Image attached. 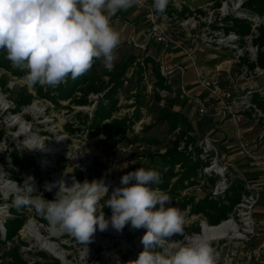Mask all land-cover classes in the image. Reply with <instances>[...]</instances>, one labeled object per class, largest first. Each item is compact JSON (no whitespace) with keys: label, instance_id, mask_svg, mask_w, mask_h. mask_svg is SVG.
Segmentation results:
<instances>
[{"label":"rangeland","instance_id":"1","mask_svg":"<svg viewBox=\"0 0 264 264\" xmlns=\"http://www.w3.org/2000/svg\"><path fill=\"white\" fill-rule=\"evenodd\" d=\"M204 2L206 1L169 0L170 5L183 3L185 5L192 6V3L203 4ZM119 15H121V20H119V22L117 20H111L113 28L121 35V44L115 52L117 58L114 62V66L124 60L128 55H132L135 57V60L141 61L142 56H151L159 63H161L162 58V63L168 68L178 65L183 67L185 73L182 78L173 74L170 80L165 79L166 85L169 87L168 92L158 90L157 92L161 95V97L164 95L165 97L174 99L173 110L176 111L177 108L178 111L186 118L192 130L195 132L196 137L206 134L210 139L217 141L216 143H213L215 150H212L211 153H217L218 166L215 168V171L218 172V168L222 166L224 162H228L219 139H222V137L225 136V140L227 141L225 142L224 140L223 142H225L226 145L234 143L237 146L240 141L239 137L245 136V130H237L238 123L236 124L232 121H222L219 117L209 115L205 118H200L197 115V105L195 101L190 98L193 95L197 96V94H201V96L203 95V98H206L207 93L201 88L196 89L195 91L193 90L194 82L197 80L196 69L191 62L185 59L180 47H175L172 45V42H168V39L165 38L162 27L151 25L148 19L149 13L143 12L138 14L129 8L125 11V13H120ZM144 16H147L146 22H142L140 20ZM135 19H138L139 21H137L134 29H131V27H133L131 24ZM124 25H126V27H124ZM185 33H187L185 30L174 27L169 35L176 40L182 39L186 42ZM140 34L141 39L139 38ZM150 34L152 35L150 36ZM157 36L165 38V42L157 43ZM132 39L135 42V45L131 41ZM127 40L128 45L126 43ZM139 47H146L149 56L145 55L146 48L144 50V48ZM165 47L166 52L162 55V49ZM229 58L230 57L224 55L220 51L207 49L199 56L198 66L202 69V73L207 76H212L216 72L219 73L220 85L223 88H228L230 83L226 77L225 69L227 67L226 62ZM97 62L98 63L94 64L97 70L100 72L104 71L105 67L101 60H98ZM16 68L19 71L24 72L23 76L19 78L6 76L7 88L10 90V93H3L0 91V133L2 134L0 138L1 221L7 220L11 217L9 209L16 208L13 204L16 195L15 191L4 187L8 181L13 183L15 179V176L10 171L15 169V167L11 166L8 156V153L13 150L18 151V153H26L33 158V161L36 163L38 171L40 172L39 177L41 178V182H35L37 193L42 194L46 200H53L56 192L58 191V188L56 187H54L51 191H46V183H52L54 180L59 181L61 179L68 182L76 181L69 177H75L76 173L79 171L82 172L83 178H86L89 182L92 180H103L108 177L120 182L121 177L128 172L135 171L140 167L146 169L150 161L155 163L157 166L163 167L158 160V155L163 152L160 150V146L147 144L146 142L158 141L163 146L167 144L171 136V134L168 133L165 124H154L157 113V107L155 106L156 100H153V104L150 107L140 110L139 114L137 113L138 121L132 130L133 138L131 137V144H128L126 140H123L116 147L110 148L108 140L103 132H100L97 136H89L86 130L80 126L79 123H77L78 120H75L73 113L67 112L62 108H51L43 100H34L29 106L22 108L18 113L12 114L11 111L14 108L13 99L15 95H17L23 87H27L28 91L32 93L31 86L25 79L27 70L18 67ZM135 68L136 66L133 65L132 68H129L125 74L128 77L131 75L132 79L129 84H123L129 91L126 92L123 90V94L121 93V96H119V106L121 109L118 113L119 117L128 116L133 119V115H135L136 112L133 108L128 107L136 104L135 101L130 100L129 97L135 93H139L142 86L146 88V91L147 89H150V92L154 86L153 78L147 80L146 77L142 86L140 82L134 80V76H136ZM260 82L264 84V78L257 82L261 86ZM182 88L185 93L188 94V98L181 93ZM92 100L96 101V98H92ZM254 102H256V99ZM160 103H163V101ZM61 105L64 106L65 103L62 102ZM80 111L90 114L91 108L86 107L82 110H78L77 112ZM68 124L73 125L72 128L75 130L73 134H69L67 132L66 125ZM148 125L153 126L150 130L145 131L144 128ZM248 126L250 127L251 125ZM251 128L252 138L248 140L253 141L247 144L253 147L258 144V148H256L253 153H261V156H264V141L258 139L260 127L251 126ZM32 140V146L34 145L35 140H41L44 147H51L57 141H63V148L61 152H59L62 154L56 159L54 156L52 158L51 156L48 157L46 155H40L39 153L33 151L32 146H29L28 142ZM114 153H122L123 157L115 165L109 166L110 161L115 160ZM239 159H241L240 161H237V163L240 164L239 169L242 168L245 170L243 166L246 167L248 164L255 166L256 164V160H252L250 158L242 157ZM230 171L232 174V178L230 177L231 181L241 180L237 177L238 173L235 168ZM225 179L229 180L227 178ZM24 180L25 179L20 181L19 184L21 186ZM14 190H16V188H14ZM185 195H191L196 199L195 202H197L200 198L204 199L208 197L207 195L201 194V192L197 189L189 190ZM260 195L261 198L258 205L259 207L257 206L256 208H259V210L262 211L260 219V222L262 223L264 222V190L260 192ZM108 197L110 196L105 197L101 201L105 202ZM11 198L13 201L10 200ZM165 206H175V203L171 201ZM157 207L159 206L157 205ZM182 213L185 217L184 231L186 233L198 232L199 224L202 221L199 216L191 215L188 208ZM23 216L25 217V221L15 236H13L10 240H7L6 238L3 240V237L0 236V264H10L12 262L10 259V253L13 249H18L24 259L28 257H37L29 254V252L28 254H24L27 253L26 251L28 250H31V252H38L41 250L39 243L35 241L36 238L31 234V232H28L29 230H32L33 233L40 232L43 239H55L58 244L64 243L68 245L65 246V248L70 256V264H131V261L137 259L139 253L144 249L141 239L145 234L146 229L138 231L139 229H133L129 224L125 226L122 232L116 231L115 233H103L101 240H103L104 243H101L99 248L96 250V258L94 259L93 255L90 260H82V251L78 250L77 246L73 243L75 239H70V235H68V233L60 232L50 227L48 223L49 221L44 216L38 214L31 207H26L24 209ZM105 217L109 218L107 216ZM41 219H45L47 224L43 223ZM254 224L255 226L258 225V221L256 219H254ZM259 227L261 226H258V228ZM55 234H63V237L55 238ZM85 246L92 245L87 243ZM230 247L232 255L230 256L229 264H256V260L258 259L256 258L258 256L256 252L258 248L257 243L254 245L249 244L243 248L242 245L238 247L237 241L234 239L231 241ZM3 256L5 257L4 259ZM47 256L53 258L50 255Z\"/></svg>","mask_w":264,"mask_h":264},{"label":"clouds","instance_id":"2","mask_svg":"<svg viewBox=\"0 0 264 264\" xmlns=\"http://www.w3.org/2000/svg\"><path fill=\"white\" fill-rule=\"evenodd\" d=\"M140 0H0V50L13 66L26 69L28 84L58 87L70 76L86 74L95 60L112 71L120 33L111 18L127 11ZM169 0H153L155 12L163 14ZM16 185L14 206L31 207L44 216L52 228L72 235L81 243L92 241L97 229L111 226L122 232L126 225L146 229L143 251L131 264H217L210 240L184 235L185 217L171 197L152 185L162 183L160 173L140 167L121 177L104 204L109 187L101 180H85L67 186L63 179L45 184L58 188L53 200L37 193L34 178ZM157 205L159 207H157ZM111 209L105 217L103 208ZM179 234L182 241L167 238ZM152 249H159L153 251Z\"/></svg>","mask_w":264,"mask_h":264},{"label":"trees","instance_id":"3","mask_svg":"<svg viewBox=\"0 0 264 264\" xmlns=\"http://www.w3.org/2000/svg\"><path fill=\"white\" fill-rule=\"evenodd\" d=\"M203 4L212 2L214 7H219L223 0H205ZM192 6L182 4L180 11L167 8L169 13H175L179 19L190 17L194 12H200L198 7L203 4L192 3ZM245 9L251 14H256L264 18V0H249L245 4ZM249 22L245 19L227 17L220 26H213L214 28L222 29L226 33H236L244 35L249 31ZM258 37L254 40V44L259 48L264 47V25L258 28ZM95 60L91 69L84 75L73 80L69 76L66 82L61 83L58 87L41 86L36 84L31 86V92L27 87H23L20 92L15 95L13 99L14 108L11 113H18L22 108L29 106L34 100H43L51 103L55 108H62L67 112L74 114L77 123L82 126L89 136H97L100 132L106 136L109 147L114 148L123 140L131 144L132 130L138 121L139 111L150 107L153 100H156L157 113L154 124H165L167 131L171 134L166 145H161L158 141H146L147 144L159 145L163 152L158 155V160L161 166L155 165L152 161L146 169H153L160 173L162 183L152 185L154 188H159L171 197V201L175 203L182 212L189 209V213L194 216H199L200 220L205 221L208 226H217L225 221L231 214L234 207L239 203L242 192L244 191L243 182L240 180L232 181L228 191L222 198H212L209 191L219 181V176L204 175V168L208 166L207 158L201 156V148L198 145L200 140L204 137H196L189 122L179 112L173 110L174 99L170 97H161L158 91L168 92L169 87L166 85L165 77L160 74L159 64L154 62L150 57L142 56V63L147 64L152 71V78L154 86L151 92L143 85V68L136 65L135 57L128 55L120 63L116 64L112 71H98L94 64L98 63ZM136 66L134 80L141 83L139 93H135L129 97L130 100L135 101L133 108L136 112L133 119L128 116H117L120 112L119 96L123 94V90H129L124 87L130 83L132 76H126V72L132 66ZM258 65L264 67L263 54L259 53ZM0 91L3 93H10L7 88L6 76L12 78L22 77L24 72L19 71L7 59L5 50H0ZM27 73V72H26ZM134 74V73H133ZM148 88V87H147ZM157 88V89H156ZM90 97H96V101ZM161 101H163L161 105ZM65 103L64 106L61 103ZM258 106L264 110V100L256 98ZM73 107H87L91 108V112L83 113L74 112ZM73 125H66V130L69 134L74 133ZM153 125H148L144 130H150ZM2 134L0 133V138ZM133 138V137H132ZM11 164L15 169L10 170L17 181L31 176L35 182H41L39 177L40 172L33 158L26 153H18L13 150L8 153ZM75 177L77 180L82 179V173L77 172ZM204 184L201 185V182ZM199 189L201 194L208 197L200 198L197 202L191 195H185L189 190ZM199 198V197H198ZM12 200V199H11ZM13 201V200H12ZM104 201H101V205ZM17 208L9 209L12 215L11 219L5 222L6 239L10 240L17 234V231L22 227L25 217L24 209ZM104 214L107 217L111 216V209L109 207L103 208ZM46 224L45 219H41ZM42 262H35L33 264H60L57 260L46 256L43 253H37ZM10 264H27L26 261L18 253V249L11 250ZM5 257L3 256V259Z\"/></svg>","mask_w":264,"mask_h":264},{"label":"built area","instance_id":"4","mask_svg":"<svg viewBox=\"0 0 264 264\" xmlns=\"http://www.w3.org/2000/svg\"><path fill=\"white\" fill-rule=\"evenodd\" d=\"M248 1L249 0H223L217 8L214 7L212 2H207L198 7V9H200V12H194L190 17H187L185 19H179L175 13H169L167 10L163 14L155 12L153 9V0H140V3L138 5H134L133 8L136 12L139 13H149L148 17L150 19V22L153 26H160L163 28L165 38L169 36L174 27L180 28L187 32L185 33L186 42L181 39L176 40V43H178V45L180 46L185 59L191 62L196 69L197 87L206 92L209 98L208 100L201 99L199 96H192L190 98L191 100L195 101L197 105V115L200 118H205L208 116V107L215 106L216 109L213 115L214 117H219L222 121H232L236 124L240 123L243 120H247L252 127H260V134L258 136V139L264 141V110L261 109L256 102H254L256 98L264 100V84L260 82V86L257 83L259 80L264 78V67H260L258 65L259 53L263 54L264 59V47L259 48L258 45L254 44V40L259 35L258 28L264 25V18L256 14H251L245 9L244 6ZM182 4L183 3L178 5L168 4L167 8L180 11ZM227 17L247 20L250 24L248 33L244 35L232 32L226 33L222 29L213 27L216 25L220 26V23ZM151 35L152 34H150V36ZM165 38L157 36L156 42L163 43L165 42ZM131 41L135 45L133 39ZM139 48L145 49L146 47ZM207 49L220 51L224 55L230 57L226 62L227 67L225 69L226 77L230 83V86L228 88H223L220 85L219 73L216 72L212 76H207L203 74L202 69L199 68L198 56ZM164 52L165 50L163 51V53ZM136 65H140L143 68L144 80L146 79V77L147 80L152 78V71L148 65L142 63L141 60H137ZM159 71L160 74L167 80H170L173 74L179 73L181 78L184 74V69L180 65L173 66L171 68L166 67L162 63V58L159 65ZM124 84H126V82H124ZM148 91H150V89ZM181 93L186 98H188V94L185 93L183 88L181 89ZM162 97H164V95H162ZM44 102L47 103L51 108L53 107L51 103L47 101ZM73 108L74 112H77L78 110H82L86 107ZM216 142V140L204 136L200 140L198 145L201 148V156L207 158L208 161V166L205 167L203 171L204 175L209 176L213 174L219 176L220 178L219 181L209 191V195L212 198H222L228 191L232 183V181L230 180L232 178L230 170L235 167L230 162H224V164L218 168L219 171H215V168L218 166V157L217 153L211 152L212 150H215L213 147V143ZM58 145V149H60L63 146V141H57L54 144V146L56 147ZM258 146V144L254 147L249 146L247 143H244L243 145L241 144L245 155L252 160H256L257 166L264 171V156H254L253 154ZM61 154L62 153H58L56 156H54V158H58ZM114 155L115 160L110 161L109 166L115 165L123 157L122 153H114ZM11 166L13 165L11 164ZM79 172L82 173L81 171ZM69 178H71L72 180H76L77 182H84L85 180H87L86 178H83V176L80 181L77 180L76 177ZM225 178L229 180H226ZM14 181L17 183V185L21 186L19 184L20 181H17L16 179H14ZM103 181L109 187L108 196L111 195V192L115 187L122 186L120 182L116 181L113 178H104ZM203 184L204 181L201 182V185ZM243 185L244 191L241 194L239 203L234 207L231 214L225 221L221 222L217 226H208L205 221L202 220L199 224L198 232L186 233L184 231V235L187 237H192L193 235L203 236L204 234H206V232H209L208 240L211 241L212 246L215 249L217 264L230 263V256L232 255L230 243L234 239L237 241V246L240 247V245H242L243 248H245L249 244L254 245L257 243L258 248L256 252L258 256L256 258L264 257V242L260 241L262 235L257 232V226H255L254 224V212L256 207L259 205L261 196L255 187L244 182ZM4 187L6 189L13 190V187H16V185L11 181H8V183L4 185ZM13 191H15L16 193V190ZM10 216L11 217H9V219L12 218V215ZM7 220H0V236L3 237V240L6 238L5 222ZM224 223H232L234 226V229L229 232L228 235L219 236L220 234H215V232L212 231L214 228H217ZM142 230L145 229L142 228L138 231ZM54 236L55 238H62L63 234H55ZM71 236L72 235H70V239H75L73 236ZM167 239H169L170 241H182L184 238L183 236L176 234ZM46 240L58 245L59 250L64 253L65 259H67V262L65 261L66 263L57 259L55 256H52L50 253H48V251L41 248V246H39L41 250L38 252H31V250H28L26 251L27 253H24L28 254L29 252V254L37 256L36 258L28 257L24 259L19 250L18 253L24 259V261L27 262V264L42 262L37 253H43L46 256L50 255L53 257V259L58 260V262L60 261L61 264H70V256L65 248V246L68 245L64 243L58 244L55 239L51 240L50 238H47ZM73 243L77 246L79 251H82V260H90L93 255L94 259L96 258L95 252H97L96 250L99 248V246H85V243H81L76 239L73 241ZM152 250L158 251V249Z\"/></svg>","mask_w":264,"mask_h":264},{"label":"crops","instance_id":"5","mask_svg":"<svg viewBox=\"0 0 264 264\" xmlns=\"http://www.w3.org/2000/svg\"><path fill=\"white\" fill-rule=\"evenodd\" d=\"M130 9H132L134 12H136L133 7H131ZM120 13H125V11L122 10V11L117 12L116 15H114L111 18V20H114V21L117 20L119 22V20H121V18H120L121 15H119ZM136 13L139 14V12H136ZM140 20L142 22H146L147 21V16L146 17L145 16L142 17V19H140ZM137 21H139V20L138 19L137 20L136 19L133 20V23L131 24V25H133V27H131V25H130L131 29L132 28L134 29V26H136ZM149 21H150V19H149ZM151 25H152V23H151ZM124 27H126V25H124ZM139 38L141 39V34L139 35ZM167 39H168V42L169 41L172 42V45L173 46L180 47L178 45V43H176V39L172 38L170 35L167 36ZM126 43L128 45V40H127ZM164 50L166 52V47L162 49V54H165V52L163 53ZM145 52H146L145 55L147 56L148 55L147 48H146V51ZM199 56H198V59H199ZM149 57L154 62H156L157 64L160 65V63L158 61H156L155 59H153L151 56H149ZM184 73H185V70H184ZM176 75H177V77L178 76L180 77V74L179 73L176 74ZM196 89H199V88L197 87L196 82H194V89L193 90L195 91ZM193 96H196V95H193ZM197 96H199L201 99H204V100H208L209 99L208 98V95H207L206 98H203V95L201 96V94H197ZM215 109H216L215 106H213V107L209 106V108H208V115L209 116H213L214 113H215ZM176 111L179 112L177 108H176ZM248 125H251V124L247 120H243L240 123H238L237 130H239V129L245 130V136L239 137L240 138V141L238 142V145L237 146L234 143L233 144L230 143L231 145L230 144L226 145L225 142L227 140H225L226 139L225 136H223L222 139H219V140H220V142H221V144L223 146V149H224V152H225L224 154L226 155L225 157H226L227 161L230 162V163H232L234 166H236L235 167V170L238 173V176L237 177L240 178L241 181H243L244 183H247V184L255 187L258 190L259 194H260V192L262 190H264V171L261 170L257 166V163L255 164V166H252L251 164H248V166H246V167L243 166L245 170H243L242 168L239 169L240 164L237 163V161H240L241 160L239 158H242V157L249 158V157H247L245 155L244 150L241 147V144H243V143H250L251 141H253V140H248V139L252 138V133H251L252 132V128H251V126L249 127ZM202 135L203 136L204 135L207 136L206 134H202ZM224 140H225V142H223ZM253 154H254V156H261V153H253ZM261 213H262V211H260L259 208H256V210L254 212V219H256L258 221L257 231L259 232L260 235H262V237L260 238V241L261 242H264V226H263L264 222H262V223L260 222ZM258 226H261V227H259L260 229L258 228ZM256 264H264V257H259L256 260Z\"/></svg>","mask_w":264,"mask_h":264},{"label":"bare ground","instance_id":"6","mask_svg":"<svg viewBox=\"0 0 264 264\" xmlns=\"http://www.w3.org/2000/svg\"><path fill=\"white\" fill-rule=\"evenodd\" d=\"M29 146H32L31 144H33V140L28 142ZM53 144V143H52ZM33 147V151L39 153L40 155H46V156H55L57 155L63 148V146L59 148V145L56 146H51V147H44L41 143V140H35ZM45 156V157H46ZM66 185L71 186L74 182H68V181H64ZM16 187H13V190ZM234 229V226L232 223H224L223 225H221L220 227L214 228L212 231L215 232V234H220L219 236H226L228 235V232H231ZM34 231V230H33ZM29 233L31 232V234L36 238L35 241H37L39 243V245L41 246V248H43L44 250L48 251V253H50L52 256H55L57 259L65 262L67 261V259H65V255L62 251L59 250L58 245L52 242H49L46 239H43L41 237V233L40 232H32V230L28 231ZM116 230H114L111 226H109V228L106 231H99V229H97L96 233L94 234V237L92 239L91 242H89V244H91L92 246H99L101 243H104L103 240H101L102 238V233H115ZM208 233L206 232V234H204L202 237L208 239ZM35 234V235H34ZM93 249V247H92ZM66 263V262H65Z\"/></svg>","mask_w":264,"mask_h":264}]
</instances>
